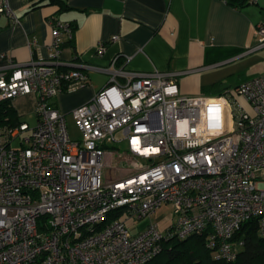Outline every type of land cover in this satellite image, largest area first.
Instances as JSON below:
<instances>
[{"label":"built area","instance_id":"obj_1","mask_svg":"<svg viewBox=\"0 0 264 264\" xmlns=\"http://www.w3.org/2000/svg\"><path fill=\"white\" fill-rule=\"evenodd\" d=\"M0 14H12L9 0ZM51 34L46 59L6 57L0 68V102L31 95L36 117L0 126V264H147L163 242L197 234L214 258L233 261L243 222L258 217L264 234V74L220 95L187 96L175 73L130 71L119 57L106 68L62 69L70 29L56 21ZM256 35L253 50L264 48V22ZM87 70L109 78L72 111L74 141L50 100L85 86ZM117 150L129 173L104 179ZM163 204L174 217L164 232L154 223L129 232L128 220Z\"/></svg>","mask_w":264,"mask_h":264},{"label":"crops","instance_id":"obj_2","mask_svg":"<svg viewBox=\"0 0 264 264\" xmlns=\"http://www.w3.org/2000/svg\"><path fill=\"white\" fill-rule=\"evenodd\" d=\"M55 1L60 3L9 0L12 14H0V68L6 57L19 63L46 59L56 21L70 29L63 36L62 69L79 64L106 68L119 57L118 64L130 71L175 73L179 91L187 96L225 93L227 88L208 89L215 82L209 84L201 72L260 50L253 48L256 27L264 22V0L239 9L223 0ZM113 36L118 39L112 41ZM98 44L103 45L101 53H97ZM86 74L82 89L63 90L50 100L56 110L71 114L89 102L109 78L104 71L87 70ZM9 104L19 119L34 114L31 95L19 96ZM125 170L121 174L129 173Z\"/></svg>","mask_w":264,"mask_h":264},{"label":"trees","instance_id":"obj_3","mask_svg":"<svg viewBox=\"0 0 264 264\" xmlns=\"http://www.w3.org/2000/svg\"><path fill=\"white\" fill-rule=\"evenodd\" d=\"M229 6L242 8L255 0H223ZM54 3H60L51 0ZM212 84L208 89H219ZM21 122L7 101L0 102V126H13ZM233 240L240 242L233 261L216 259L205 246L204 234L185 239H169L163 242L161 251L147 264H264V234L260 232L258 217H251L241 224Z\"/></svg>","mask_w":264,"mask_h":264},{"label":"rangeland","instance_id":"obj_4","mask_svg":"<svg viewBox=\"0 0 264 264\" xmlns=\"http://www.w3.org/2000/svg\"><path fill=\"white\" fill-rule=\"evenodd\" d=\"M203 78L209 81V84L215 82L221 88H227L225 90L231 89L235 87L237 84L241 83L244 80L256 77L258 75L264 74V49H260L254 51L246 56L233 59L226 63H218L217 66L209 68L201 72ZM84 87V86H83ZM80 87L74 91H78L82 89ZM63 93H59L61 95ZM95 96V95H94ZM93 96V97H94ZM92 97V98H93ZM84 105V104H83ZM82 106V105H80ZM78 106V107H80ZM76 107V108H78ZM74 108L73 110H75ZM72 110V111H73ZM61 114H68L60 111ZM20 121L28 122L29 124L35 123V115L33 113H29L23 117H20ZM67 121V132L71 140L77 141L80 139V133L74 123V119L72 114H68L66 116ZM12 148L19 147V140L13 141L11 144ZM122 151L113 152L111 157H108L113 164L112 168H104L103 169V177L114 178L116 176H121L125 173L129 166L126 162L123 161ZM173 210L170 205L163 204L154 215L150 217H145L138 221L128 220L126 222V226L131 234H137L148 227L149 224H156L160 231L164 232L167 227L171 225L173 222Z\"/></svg>","mask_w":264,"mask_h":264}]
</instances>
